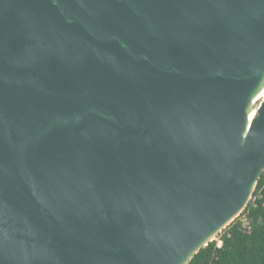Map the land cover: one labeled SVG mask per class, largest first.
<instances>
[{"label": "water", "instance_id": "95a60500", "mask_svg": "<svg viewBox=\"0 0 264 264\" xmlns=\"http://www.w3.org/2000/svg\"><path fill=\"white\" fill-rule=\"evenodd\" d=\"M263 79L264 0H0V264H190L264 172Z\"/></svg>", "mask_w": 264, "mask_h": 264}, {"label": "trees", "instance_id": "16d2710c", "mask_svg": "<svg viewBox=\"0 0 264 264\" xmlns=\"http://www.w3.org/2000/svg\"><path fill=\"white\" fill-rule=\"evenodd\" d=\"M242 216L221 235L223 247L213 242L202 249L190 264H264V173ZM247 218L250 229L243 227Z\"/></svg>", "mask_w": 264, "mask_h": 264}, {"label": "bare ground", "instance_id": "6f19581e", "mask_svg": "<svg viewBox=\"0 0 264 264\" xmlns=\"http://www.w3.org/2000/svg\"><path fill=\"white\" fill-rule=\"evenodd\" d=\"M263 98H264V79L262 80L261 85L258 87V91L256 92V94L252 97V99L249 102L248 110H247V112H248V119H247L248 124L251 123L256 118V115L254 113V108L259 104L260 100H262ZM251 105H253L252 109H251ZM248 129H249V126H247L246 132L248 131ZM217 237L216 238H215V236L209 237L203 243V245H206L210 241H212V242L215 241L217 239Z\"/></svg>", "mask_w": 264, "mask_h": 264}, {"label": "built area", "instance_id": "2783aa9c", "mask_svg": "<svg viewBox=\"0 0 264 264\" xmlns=\"http://www.w3.org/2000/svg\"><path fill=\"white\" fill-rule=\"evenodd\" d=\"M264 173V172H263ZM263 175V174H262ZM252 200H254V199H252ZM242 216V215H241ZM240 216V217H241ZM239 217V218H240ZM238 218V219H239ZM243 227L245 228V229H250V223H249V221H248V219L247 218H243ZM221 235L222 234H220L219 235V237L214 241V242H216L217 243V248L218 249H221L222 247H223V241H222V239H221ZM212 264V263H211Z\"/></svg>", "mask_w": 264, "mask_h": 264}, {"label": "clouds", "instance_id": "9594fccd", "mask_svg": "<svg viewBox=\"0 0 264 264\" xmlns=\"http://www.w3.org/2000/svg\"><path fill=\"white\" fill-rule=\"evenodd\" d=\"M253 197H254V195H253ZM252 199H253V198H252ZM251 201H252V200H251ZM243 213H244V212H243ZM243 213H242V214H243ZM242 214H241V215H242ZM241 215H240V216H241ZM236 220H237V219H236ZM221 234H222V233H221ZM218 237H219V236H218ZM213 242H214V241H213ZM213 242H212V243H213Z\"/></svg>", "mask_w": 264, "mask_h": 264}, {"label": "rangeland", "instance_id": "374dc122", "mask_svg": "<svg viewBox=\"0 0 264 264\" xmlns=\"http://www.w3.org/2000/svg\"><path fill=\"white\" fill-rule=\"evenodd\" d=\"M218 238V237H217Z\"/></svg>", "mask_w": 264, "mask_h": 264}]
</instances>
